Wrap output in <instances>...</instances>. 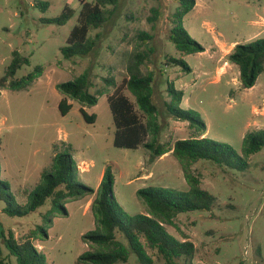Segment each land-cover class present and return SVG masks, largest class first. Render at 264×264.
<instances>
[{
    "label": "rangeland",
    "instance_id": "1",
    "mask_svg": "<svg viewBox=\"0 0 264 264\" xmlns=\"http://www.w3.org/2000/svg\"><path fill=\"white\" fill-rule=\"evenodd\" d=\"M82 1L93 0H0V78L15 51L31 61L15 78L26 76L37 65L44 67L30 89L0 90L1 179L11 184L17 201L25 204L54 156L68 151L78 165L77 180L94 190L93 194L63 201L66 212L59 207L52 213L53 201L49 198L44 206L24 217L6 215L3 211L7 203L0 200V220L6 235L12 231L17 239L32 236L48 264H76L82 253L93 249L83 236L96 229L91 206L107 167L115 176L117 201L132 216L147 212L137 195L140 189H189L173 151L151 160L143 146H114L116 127L108 101L114 87L100 95L92 107L69 99L73 108L64 116L59 110L63 95L56 88L58 83L89 70L92 93L105 88V78L111 75L120 84L121 57L144 49L139 33L147 32L153 35L148 43L154 53L147 68L155 72L154 100L163 124L162 143L173 147L176 141L188 139L195 132L189 122L168 113V83L184 91L181 107L205 122V136L231 145L239 155L246 134L264 130V73L254 87L243 88L239 67L229 61L235 42L247 44L264 38V25L260 24L264 0H196L194 10L184 19V27L205 52L190 55L181 54L169 38L177 2L119 0L108 21L90 31V37L97 41L95 51L87 57L66 59L61 49L78 23ZM41 2L49 3L48 9L44 10ZM66 6L76 11L67 24L45 22L60 16ZM155 8L159 15L153 28L149 18ZM169 57L182 58L191 71L167 65ZM125 94L135 101L128 90ZM81 108L96 116L95 123L84 119ZM192 171L201 179L202 187L216 197L215 207L211 212L177 215L175 226H167L169 233L194 244V264H264V149L247 160L244 171L205 160L196 162ZM117 238L127 244L121 233ZM0 243L7 262L18 264L3 239ZM143 243L152 264H167L145 240ZM120 264L142 263L132 253L128 262Z\"/></svg>",
    "mask_w": 264,
    "mask_h": 264
},
{
    "label": "trees",
    "instance_id": "2",
    "mask_svg": "<svg viewBox=\"0 0 264 264\" xmlns=\"http://www.w3.org/2000/svg\"><path fill=\"white\" fill-rule=\"evenodd\" d=\"M174 1L178 3V7L172 15L173 27L169 37L171 42L183 55L205 52L204 46L194 40L184 27V19L194 10L196 0ZM118 4L119 0L82 1L78 23L72 29L66 46L61 49L64 58L87 57L95 51L97 41L96 38L90 37V31L102 27ZM40 6L46 10L49 3L41 2ZM109 7L113 9H108ZM75 13V9L66 6L60 16L46 19L45 22L65 25ZM158 15V9H153V16L149 18L153 28ZM139 38L145 48L135 49L121 57L123 71L120 84L117 85L114 76L111 75L105 78V88L92 93V75L89 70H85L73 80L56 85L57 90L63 95L59 110L64 116L71 111L73 105L69 99L84 106H95L99 102V96L114 87V92L108 96L116 127L114 146L126 149H138L143 146L150 152L151 160L173 151L182 166L189 189L185 191L155 187L140 189L137 195L145 203L147 212L132 216L125 212L117 201L114 195L115 176L112 168L107 167L91 206L96 219V229L83 236L92 244L93 249L82 253L76 264H120L128 262L132 253L142 264H152L143 240L150 249L163 256L167 264H177L178 261H182V264H194V244L178 240L167 230V226H175V219L179 214L211 212L215 207L216 197L202 187L201 179L193 173L192 166L200 160H205L233 170L244 171L247 160L264 149V130L246 134L243 139L242 155H239L231 145L206 137L205 122L181 107L184 91L177 89L173 83H168L170 100L166 102L167 111L177 120L189 122L190 128L195 132L188 139L176 141L173 147L162 143L163 124L160 122L159 107L154 100L155 72L147 68V63L154 53V48L148 43L153 39V35L141 32ZM229 61L239 67L243 88L254 87L259 76L264 73V38L247 44H236L229 54ZM30 63L29 57L15 51L5 75L0 78V90L30 89L44 73L43 66L37 65L26 76L15 78L17 72ZM166 64H175L191 71L182 58L169 57ZM126 90L134 96L135 101L125 94ZM80 112L88 123H95V115H89L83 108ZM2 145L0 137V151ZM78 172V165L70 152L57 153L49 169L42 174L35 190L28 194L26 203L20 204L12 192L11 184L1 179L0 160V200L7 203L3 212L10 217L28 216L44 206L49 198L53 201L52 213L59 207H63L66 212L63 201L94 193L92 188L77 180ZM118 233L123 235L127 244L117 238ZM0 239L4 240L18 264H48L46 256L35 246L32 236L17 239L12 231L6 235L1 220ZM0 264H9L1 243Z\"/></svg>",
    "mask_w": 264,
    "mask_h": 264
},
{
    "label": "crops",
    "instance_id": "3",
    "mask_svg": "<svg viewBox=\"0 0 264 264\" xmlns=\"http://www.w3.org/2000/svg\"><path fill=\"white\" fill-rule=\"evenodd\" d=\"M261 19H262V20L260 21V24L262 23V24L264 25V18L262 17ZM236 44H237V42L234 43V46H235ZM37 82H38V80H37ZM37 82H36V83H37ZM36 83H35V84H36ZM35 84H34V85H35ZM103 175H104V174H103ZM101 178H103V177H101Z\"/></svg>",
    "mask_w": 264,
    "mask_h": 264
},
{
    "label": "built area",
    "instance_id": "4",
    "mask_svg": "<svg viewBox=\"0 0 264 264\" xmlns=\"http://www.w3.org/2000/svg\"><path fill=\"white\" fill-rule=\"evenodd\" d=\"M84 164V163H83Z\"/></svg>",
    "mask_w": 264,
    "mask_h": 264
}]
</instances>
